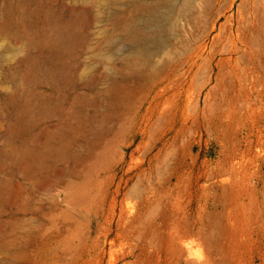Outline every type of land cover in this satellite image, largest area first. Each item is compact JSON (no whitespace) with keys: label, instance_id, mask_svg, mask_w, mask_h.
Here are the masks:
<instances>
[{"label":"rangeland","instance_id":"rangeland-1","mask_svg":"<svg viewBox=\"0 0 264 264\" xmlns=\"http://www.w3.org/2000/svg\"><path fill=\"white\" fill-rule=\"evenodd\" d=\"M183 1L0 0V264H264V0Z\"/></svg>","mask_w":264,"mask_h":264},{"label":"bare ground","instance_id":"bare-ground-1","mask_svg":"<svg viewBox=\"0 0 264 264\" xmlns=\"http://www.w3.org/2000/svg\"><path fill=\"white\" fill-rule=\"evenodd\" d=\"M136 1L144 2L145 7L143 10L145 16L142 22L137 21V18L129 22L126 27V36L133 43L131 57L135 61H144L149 56V50L152 46L162 45L165 42L164 36L171 19V14L176 9L177 0ZM193 1L184 0L181 4V9H184L189 3L192 4ZM242 5L243 1L239 6L241 7Z\"/></svg>","mask_w":264,"mask_h":264}]
</instances>
